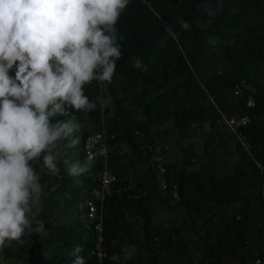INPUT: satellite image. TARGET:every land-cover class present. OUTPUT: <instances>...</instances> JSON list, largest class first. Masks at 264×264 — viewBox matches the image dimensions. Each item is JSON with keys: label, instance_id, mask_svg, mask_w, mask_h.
Masks as SVG:
<instances>
[{"label": "trees", "instance_id": "trees-1", "mask_svg": "<svg viewBox=\"0 0 264 264\" xmlns=\"http://www.w3.org/2000/svg\"><path fill=\"white\" fill-rule=\"evenodd\" d=\"M115 27L122 57L111 82L100 91L93 82L84 86L97 107L52 118L77 126L55 153L59 184L52 187L57 178L42 167V156L39 165L50 173L30 162L43 190L50 188L33 217V228L43 231L6 241L0 264H70L75 246L86 264H99L89 255L92 231L83 202L98 192L92 177L102 160L89 164L81 143L98 128L101 107L106 164L117 178L104 196L103 264L264 261V0H129ZM209 38L220 42L213 46ZM133 56L146 69L133 67ZM220 113L248 116L239 131L252 157ZM77 136L79 148L71 141ZM141 143H156L166 155L164 177L176 184L177 201L158 198L154 167L136 173L145 159ZM66 161L88 166L73 175Z\"/></svg>", "mask_w": 264, "mask_h": 264}, {"label": "clouds", "instance_id": "clouds-1", "mask_svg": "<svg viewBox=\"0 0 264 264\" xmlns=\"http://www.w3.org/2000/svg\"><path fill=\"white\" fill-rule=\"evenodd\" d=\"M128 3L0 0V248L43 231L42 225L33 228V217L42 211L43 185L30 162L42 156V167L58 173L55 153L77 126L52 118L97 107L84 86L111 82L122 57L115 25ZM204 8L214 15L210 5ZM219 42L209 38L213 46ZM131 59L133 67L146 69L138 57ZM66 164L73 175L88 166ZM82 251L75 246L68 253L70 264H86Z\"/></svg>", "mask_w": 264, "mask_h": 264}, {"label": "built area", "instance_id": "built-area-1", "mask_svg": "<svg viewBox=\"0 0 264 264\" xmlns=\"http://www.w3.org/2000/svg\"><path fill=\"white\" fill-rule=\"evenodd\" d=\"M92 82L96 83L98 90L100 91L102 84L95 80ZM99 98L101 97L99 96ZM246 106L249 108L254 106V102L251 98H247ZM220 119L234 135L240 146L249 154L250 157H252L246 136L239 131L240 127L249 121L248 116L245 114L224 115L220 113ZM135 134L139 133L135 131ZM107 137L106 119L104 116V109L101 107L98 116V128L88 133L83 138L81 143L85 159L91 160L93 158L99 157L102 160L101 168L95 172L92 177L98 183V192L95 198H88L83 202L84 219L92 231V244L89 249V255L95 258L99 264H103V260L105 258L102 224L104 196L108 187L117 181L115 174L106 164V159L109 155ZM139 150L145 153V159L140 162V166L138 167L137 171L140 172V169L154 167L158 174L159 194L162 197L169 196L171 200L177 201L179 199V195L176 184L164 177L167 163L166 155L161 151L160 147L156 143H141L139 145ZM256 165L259 170L262 169L261 164L256 162ZM260 192L263 195L264 184L262 182ZM153 241H156V238H154ZM257 260H259L260 264H264V261L260 258H255L252 261V264H256Z\"/></svg>", "mask_w": 264, "mask_h": 264}, {"label": "water", "instance_id": "water-1", "mask_svg": "<svg viewBox=\"0 0 264 264\" xmlns=\"http://www.w3.org/2000/svg\"><path fill=\"white\" fill-rule=\"evenodd\" d=\"M36 165H38V167L40 168V169H42L41 168V166L39 165V162H38V160L37 161H33ZM42 171H44V172H46V173H50L49 171H47V170H44V169H42ZM56 178H57V181L54 183V185L52 186V187H55L56 185H58L59 184V181H60V177L57 175V174H55V173H52ZM48 190H50V188H48V189H46V190H43V193H45L46 191H48ZM35 222H37V221H35Z\"/></svg>", "mask_w": 264, "mask_h": 264}, {"label": "rangeland", "instance_id": "rangeland-1", "mask_svg": "<svg viewBox=\"0 0 264 264\" xmlns=\"http://www.w3.org/2000/svg\"><path fill=\"white\" fill-rule=\"evenodd\" d=\"M210 60H212V59H210ZM215 68L218 69V66L215 67ZM78 135H79V134H78ZM173 135H174V133H173ZM174 137H175V135H174ZM79 138H80V136H77V139H79ZM170 140H171V139H170ZM171 141H173V139H172ZM171 141H170V143H169V144H170V145H169V146H170V149H171V148L173 147V145H174V143L171 142ZM172 159H173L172 156H171V157L168 156V160H169V162L172 161ZM80 204H81V202L79 201L78 205L80 206ZM1 262H3V261L1 260Z\"/></svg>", "mask_w": 264, "mask_h": 264}, {"label": "crops", "instance_id": "crops-1", "mask_svg": "<svg viewBox=\"0 0 264 264\" xmlns=\"http://www.w3.org/2000/svg\"><path fill=\"white\" fill-rule=\"evenodd\" d=\"M75 139H77V138H75ZM72 140H73V139H72ZM72 140H71V141H72ZM78 145L80 146L79 139H78V143H76L75 146L79 148ZM170 157H171V155H170ZM172 160H174V159H172ZM136 173H140V172H138L137 169H136ZM156 175H157V174H156ZM159 195H160V194H159V190H158V196H159ZM158 198H161V197L159 196Z\"/></svg>", "mask_w": 264, "mask_h": 264}]
</instances>
